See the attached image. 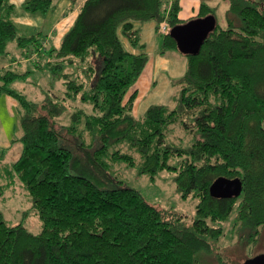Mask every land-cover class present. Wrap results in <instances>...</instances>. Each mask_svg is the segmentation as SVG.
Here are the masks:
<instances>
[{
  "label": "trees",
  "instance_id": "16d2710c",
  "mask_svg": "<svg viewBox=\"0 0 264 264\" xmlns=\"http://www.w3.org/2000/svg\"><path fill=\"white\" fill-rule=\"evenodd\" d=\"M59 0H26L46 14ZM78 15L59 47L13 21L0 0V54L15 42L33 69L0 73V94L19 107L18 158L0 164V194L17 182L41 220L38 233L0 211V264H225L224 223L243 242L264 227V0H228L216 28L185 72L172 79L174 106L152 104L140 117L130 93L149 55L139 22L163 20L160 52L178 50L169 31L184 23L178 0H70ZM169 7V8H168ZM215 10L201 4L199 17ZM36 74L37 101L14 84ZM47 79L49 87L37 82ZM60 83V85H59ZM59 85V86H58ZM130 93V94H129ZM67 123H59L64 114ZM117 163L152 179L173 172L183 199L197 200L191 222L159 208L110 174ZM218 177L242 192L214 197ZM233 215V217H232Z\"/></svg>",
  "mask_w": 264,
  "mask_h": 264
},
{
  "label": "crops",
  "instance_id": "0c3cea01",
  "mask_svg": "<svg viewBox=\"0 0 264 264\" xmlns=\"http://www.w3.org/2000/svg\"><path fill=\"white\" fill-rule=\"evenodd\" d=\"M25 1L10 0L15 7L13 21L16 26L30 34L40 32L45 37L44 45L59 47L62 37L72 26L78 15V5L73 8L70 0H59L53 10L48 11L46 14H40L25 10L23 6ZM178 1L180 5L178 17L182 21L186 22L199 17L201 4H206L215 10L216 23L221 28L227 27L226 13L230 6L228 0ZM137 26L140 28L142 42L149 55L142 73L130 91V93L135 92L136 94L132 108L133 114L135 117H140L152 104L174 106V88L171 82L172 79L180 77L185 72L187 59L178 50L172 49L165 53L160 52L163 33L158 32L155 21L139 22ZM32 58H26L22 54L19 59L13 58L10 61L0 59V73L10 68L23 70L20 67L31 61ZM19 83H26V81L16 82L14 86L20 91H27L24 85L19 86ZM19 120L17 100L9 94H0V164L2 165L14 162L20 154L21 144L13 141L15 135L19 132ZM10 151H14L13 157L15 158L11 162L6 160Z\"/></svg>",
  "mask_w": 264,
  "mask_h": 264
},
{
  "label": "rangeland",
  "instance_id": "374dc122",
  "mask_svg": "<svg viewBox=\"0 0 264 264\" xmlns=\"http://www.w3.org/2000/svg\"><path fill=\"white\" fill-rule=\"evenodd\" d=\"M8 50V54H0V59L10 61L13 58L19 59L22 56L21 49L18 48L15 42L8 44ZM20 68L23 70L33 69V65L29 61ZM35 74L38 75L39 73L32 74L27 78L26 83H19L18 85H24L27 90L24 92L28 98L40 101L43 98V93L39 87L33 84L37 78ZM37 84L40 87H49L47 79L44 77ZM58 121L59 123H67L68 116L66 113ZM13 155L14 151H10L6 160L14 161ZM115 167L117 169L110 173L112 177L116 180H122L128 186L137 189L152 204L182 214L184 219L189 222L195 217L197 200L192 197L181 198L173 180V172L162 171L152 179L146 174H138L135 167H128L123 163H117ZM0 211L8 223L21 222L33 233H38L42 228L41 220L32 208L27 192L17 182L12 181L11 186L0 194ZM231 221L232 219L229 220V222ZM229 222L223 224L225 236L219 242V251L225 259V264H246L248 260L264 255V227L261 229V236L257 243L243 242L234 235L231 226L228 224ZM210 264H218V260L211 258Z\"/></svg>",
  "mask_w": 264,
  "mask_h": 264
},
{
  "label": "water",
  "instance_id": "95a60500",
  "mask_svg": "<svg viewBox=\"0 0 264 264\" xmlns=\"http://www.w3.org/2000/svg\"><path fill=\"white\" fill-rule=\"evenodd\" d=\"M216 24L215 16L208 14L173 26L169 33L181 53L197 54L204 40L215 30ZM241 192L242 182L239 178L218 177L210 186L211 195L219 198L238 196ZM246 264H264V255L248 260Z\"/></svg>",
  "mask_w": 264,
  "mask_h": 264
},
{
  "label": "built area",
  "instance_id": "2783aa9c",
  "mask_svg": "<svg viewBox=\"0 0 264 264\" xmlns=\"http://www.w3.org/2000/svg\"><path fill=\"white\" fill-rule=\"evenodd\" d=\"M169 8V7H168ZM169 30V25L167 23L166 20H163L162 22H160L159 26H158V32L159 33H166Z\"/></svg>",
  "mask_w": 264,
  "mask_h": 264
}]
</instances>
